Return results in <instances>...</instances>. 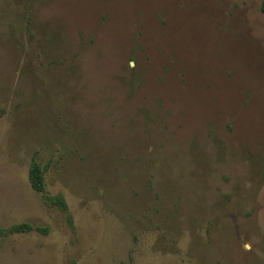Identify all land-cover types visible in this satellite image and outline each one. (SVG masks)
Masks as SVG:
<instances>
[{
	"label": "rangeland",
	"instance_id": "1",
	"mask_svg": "<svg viewBox=\"0 0 264 264\" xmlns=\"http://www.w3.org/2000/svg\"><path fill=\"white\" fill-rule=\"evenodd\" d=\"M22 221L46 232L0 235V264H264V0H0Z\"/></svg>",
	"mask_w": 264,
	"mask_h": 264
},
{
	"label": "trees",
	"instance_id": "2",
	"mask_svg": "<svg viewBox=\"0 0 264 264\" xmlns=\"http://www.w3.org/2000/svg\"><path fill=\"white\" fill-rule=\"evenodd\" d=\"M28 179L31 187L39 192L44 194L45 191V183H44V175L43 168L39 162L36 160H32L29 169H28ZM44 199L51 205H55L59 207L61 210H67V203L64 196L61 193H57L54 195L44 194ZM68 222L70 225L72 224V218L68 215ZM33 229L40 230L42 232H46L45 227L33 226L29 222L22 221L18 223H13L8 227H0V235L6 236L14 233H21L31 231Z\"/></svg>",
	"mask_w": 264,
	"mask_h": 264
}]
</instances>
